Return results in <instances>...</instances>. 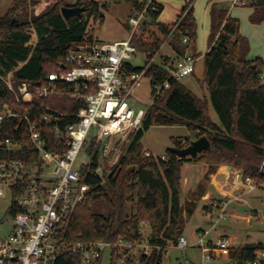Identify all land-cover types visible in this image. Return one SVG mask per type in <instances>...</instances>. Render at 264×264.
I'll use <instances>...</instances> for the list:
<instances>
[{
	"label": "trees",
	"instance_id": "trees-1",
	"mask_svg": "<svg viewBox=\"0 0 264 264\" xmlns=\"http://www.w3.org/2000/svg\"><path fill=\"white\" fill-rule=\"evenodd\" d=\"M193 1L184 0L172 23L157 21L162 10L159 6L158 11L149 12L144 28L132 34L131 43L136 52L146 54L147 60L143 66L128 63L127 67L133 71L145 68L151 95L152 86L168 78L166 64L182 56L186 49H190L194 57L198 55L195 52L197 24ZM26 6L27 0H14L10 11L0 16V105L6 103L16 111L27 108L31 117L44 111L41 104L74 114L83 106V100L68 94H56L46 98L35 97L40 106L18 104L2 78L9 73L14 85L26 83L35 93L46 83L47 75L63 69L69 49L85 38L93 39L88 24L91 18L103 17L101 8L104 4L97 0H75L63 4L57 0L40 13L32 14L29 19L16 17L13 20L10 12H17L19 7ZM61 6H81L85 14L65 19ZM253 7L250 22L264 23V4L259 5L255 0ZM209 17L208 50L203 55L202 79L197 80L206 87L208 98L199 97L181 80L168 78V86L155 95L142 128L111 171L103 166L102 176L95 172L100 162L98 151L93 152L90 161L79 169L80 183L88 184L90 188L57 232L63 244L115 241L119 238L139 240L143 237L141 225L144 224L149 229V242L160 245L161 249L156 259L154 249L151 258H140L138 264H161L163 249L175 244L184 229L180 206L181 169L184 162L193 160L189 157L179 159L169 149L164 153L165 160L158 156H145L140 138L143 130L154 121L163 125L185 124L196 137L206 136L210 146L197 155V162L229 164L240 170L243 178L251 177L257 188L264 189V81L260 78L264 73V60L260 57L248 59V40L239 32L238 19L230 16L226 9L212 5ZM183 38H186L185 43ZM168 39L175 58L161 56V63L153 62L152 57ZM210 107L217 116V122L209 116ZM76 121L74 115H69L63 122ZM10 123L6 121L0 128V138L13 134L5 128ZM45 138L46 148L53 151L63 149L51 131ZM189 142L190 139L185 137L180 141L174 140L173 146L184 147ZM92 145L87 149L89 152ZM108 189L118 196L116 211L108 215L95 212L92 204L100 198L114 203L113 198L107 195ZM127 203L134 208L131 213L126 211ZM260 245L258 242L232 247L222 250V254L237 259L241 264ZM220 252L211 250L210 255L214 257ZM110 262L114 264V256ZM54 264L81 262L78 255L67 253L60 255Z\"/></svg>",
	"mask_w": 264,
	"mask_h": 264
},
{
	"label": "built area",
	"instance_id": "built-area-1",
	"mask_svg": "<svg viewBox=\"0 0 264 264\" xmlns=\"http://www.w3.org/2000/svg\"><path fill=\"white\" fill-rule=\"evenodd\" d=\"M244 0H232L231 5H244ZM158 0L132 2L127 24L128 35L123 40L98 42L83 39L69 49L62 70L50 73L46 83L33 93L26 83L14 85L9 73L3 77L8 90L18 104L40 106L36 98L68 94L84 104L74 114L60 112L47 105L44 111L31 117L29 110L16 111L6 103L0 105V128L11 131L0 138V229L9 223L8 232H0V264H54L62 254H75L81 264H100L105 248L110 250L114 264H138L140 258L149 259L158 244L119 238L115 241H77L63 244L57 237L60 225L69 218L75 207L84 199L89 185L80 183V166L77 158L87 137L97 147L103 138H114V143L134 135L142 128L147 109L155 95L168 86V78L182 80L194 72L192 52L171 60L165 65L168 78L152 86L153 94L148 107H137L136 90L145 78V68L133 71L127 67L136 53L131 43L132 34L142 30L149 20V12L158 11ZM186 38H183V43ZM264 81V73L261 74ZM69 85V87H67ZM74 115V123L63 122ZM47 128V129H46ZM63 145L56 151L46 148L47 133ZM93 152L89 154V161ZM145 156L152 154L147 150ZM161 160L166 155L158 156ZM88 161V162H89ZM95 172L102 176V167ZM237 177H242L240 170ZM248 190L257 188L249 176L243 178ZM230 199L215 202L206 211L208 226L193 232L192 239L181 233L174 246L179 249L198 247L205 250V264L210 251L232 248V239L225 234L211 236L218 225L227 219ZM264 216V209L260 210ZM8 214L6 221L2 216ZM114 251V255L111 252ZM241 264H264V243Z\"/></svg>",
	"mask_w": 264,
	"mask_h": 264
},
{
	"label": "rangeland",
	"instance_id": "rangeland-1",
	"mask_svg": "<svg viewBox=\"0 0 264 264\" xmlns=\"http://www.w3.org/2000/svg\"><path fill=\"white\" fill-rule=\"evenodd\" d=\"M57 0H27L26 7H19L18 11L10 12V16L14 20L16 17L19 19L30 18L32 14H38L43 11L46 7L56 2ZM60 3H73L75 0H58ZM100 4H104L101 8L103 17H98L97 19L91 18L88 24V31L92 34V38L98 42H113L118 40H123L128 35L129 26L127 24V18L129 15L130 2L128 0H97ZM164 1V0H163ZM209 0H194L193 8L194 14L197 20V36L195 45L198 50L205 52L207 46V33L209 17L207 13V2ZM226 1V0H224ZM244 5H234L226 2V6L231 5V12L233 16L237 17L240 23L239 32L245 35L249 41L250 50L252 52H260L264 54V33L261 31V24H254L249 22L248 13L251 11L253 3L252 0H244ZM184 0H165L164 9L160 14V20L165 23L173 20L176 10L183 4ZM14 0H0V16L7 14L13 7ZM85 14V11L82 12ZM174 35V34H172ZM171 39V36H170ZM169 39L164 42L158 52L152 57V61L155 63L161 62V56L170 52ZM147 60V56L144 53L136 52L130 62L133 66H143ZM203 69V58L197 60L195 66V75L200 77ZM191 91L195 94L200 95V87L195 77L187 76L181 80ZM151 100V88L149 80L145 77L142 80L141 86L136 90L135 93V103L137 107H148ZM211 115L217 119V116L212 108ZM188 137L190 140L196 138L194 133L190 131L185 124H174V125H163L154 121L151 126L144 129L142 136L140 138V144L144 150H148L153 156H160L166 152V150L173 146L174 140H182ZM109 138H103L101 143L94 147L92 145L91 152L98 151L100 154L99 162L102 167H106L108 171L119 162L120 158L126 154L127 148L132 140V137L123 139L122 142H117L113 147L106 145ZM120 143H122V148L116 150ZM90 144H93V139L89 136L80 152L76 165L87 164L89 161V152L87 149ZM112 144V143H111ZM116 150V151H114ZM119 152V153H118ZM107 195L113 198V204L104 198L96 200L92 204V209L95 212L108 215L114 210L116 211L118 205V196L113 194L111 189L107 190ZM258 197L254 201V204L260 209H264V189L257 188L255 192ZM230 206L227 209V219L220 223L215 231L212 232L211 236H215L216 233L225 234L230 238L235 240L236 245H241L250 242H264V216H262L259 210L256 217H253L249 222L246 221L245 216L250 213L249 209L242 210L239 214L241 216L238 220L229 215ZM126 211L131 213L134 208L131 207L130 203L126 205ZM1 215V214H0ZM1 217V216H0ZM4 219H8V214H3ZM200 226L204 228L208 226V222L205 219L200 218L199 213L189 217L185 221L184 229L182 233L192 239L193 232L195 228ZM9 223L0 229V232H8ZM141 231L143 237L140 243H143L145 238L148 237L149 229L146 225H141ZM138 241V240H135ZM219 254L212 257L210 256L205 264H238V260L234 258H229L222 254V250ZM203 254H207L205 250H201L198 247H187L184 249H179L174 246H167L162 251L161 264H201L203 261ZM100 264H111L110 262V250L105 248L102 253V258Z\"/></svg>",
	"mask_w": 264,
	"mask_h": 264
},
{
	"label": "crops",
	"instance_id": "crops-1",
	"mask_svg": "<svg viewBox=\"0 0 264 264\" xmlns=\"http://www.w3.org/2000/svg\"><path fill=\"white\" fill-rule=\"evenodd\" d=\"M128 1L130 2V8H131L133 1H130V0H128ZM164 1L158 0L160 6L162 8L161 12L163 11L164 6H165ZM253 1L254 0H252V3H253ZM223 2L224 3H226V2L232 3V0H226V1H224V0H209L207 2L208 17H209V9L212 5H215L216 7H219V8L226 9L227 13L230 16L235 17V16H233V14L231 12V8H230L231 5L229 4V6H226ZM180 7L176 10L173 20H171L169 22H165V23H172L175 21L177 15L179 13ZM253 10H254V7L252 6L251 11L247 15L248 20H249V16L253 12ZM129 11H130V9H129ZM161 12H160V14H161ZM193 13H194V8H193ZM160 14L157 17V21L163 23L159 19ZM194 17H195V14H194ZM235 18H237V17H235ZM195 20H196V17H195ZM249 22H250V20H249ZM196 24H197V20H196ZM258 24H261L260 29L262 30L261 32L264 33V23H258ZM209 26H210V17H209V24H208V32H209ZM239 26H240V23H239ZM241 35L246 37L243 34H241ZM207 36H208V33H207ZM182 42H183V39H182ZM248 44H249V41H248ZM169 49H170V52L166 53L164 56H170V57L175 58V52L172 50L171 45H169ZM207 50H208V46H206V51ZM189 51L192 52L190 49H186L184 51V53H187ZM195 52L198 53V55L195 57L196 58L195 59V66H196L197 60L202 59L205 52L198 50L196 45H195ZM256 57H260L262 60H264V54H262L260 52H252L250 50V46H249L248 59H254ZM202 71H203V69H202ZM189 76L195 77L196 81L198 79L199 80L202 79V74L200 77H197V75H195V67H194V72L192 74H190ZM197 83L199 84L198 81H197ZM199 87H200V95L201 96H199V95L198 96L201 98H208V92H207L206 87L201 86L200 84H199ZM209 116L214 122L218 121L216 118H214L211 115L210 109H209ZM114 140H115L114 138H109L108 141L106 142V145H108L109 147H113V145L117 143V142L114 143L113 142ZM120 142H122V140ZM121 144L122 143H120L119 147L116 150H118V149L120 150V148H122ZM116 150H114V151H116ZM99 159H100V154H99ZM100 166L102 167V164H100ZM236 171H237V169L233 168L229 164H211V163H207V162H197V161H191V162L186 161L183 163L182 169H181V183H180V185H181L180 206L182 208L181 215H182V218L184 220V224H185V221L187 219H189V217H192L196 213L197 214L199 213L200 218L201 219L203 218L204 222H205V219L207 221L206 211L208 209H210L215 202H217L221 199H230L229 215H233V217L237 220L241 217V216H239L238 213H240L242 210H245V209H249V211H250V213L245 216L246 221L249 222L253 217L257 216L259 210H262V209L258 208L257 205L254 204V201L258 197V195L255 193L257 191V188L252 189V190H248L247 185L243 181V177H237L235 175ZM198 228H200V226L195 228V230ZM217 234H219V233H216L215 235H217ZM231 239L233 241V244H232L233 247H241V246H244L246 244H254V243H258V242L264 243V242L256 241V242H250V243H244L241 245H236L235 240H233V238H231Z\"/></svg>",
	"mask_w": 264,
	"mask_h": 264
},
{
	"label": "water",
	"instance_id": "water-1",
	"mask_svg": "<svg viewBox=\"0 0 264 264\" xmlns=\"http://www.w3.org/2000/svg\"><path fill=\"white\" fill-rule=\"evenodd\" d=\"M256 3L261 5L264 4V0H256ZM60 11L65 19L73 16H77L84 12V7L81 6H61ZM210 146L209 140L206 136L202 135L190 140L189 144L184 147L171 146L168 149L175 153L179 159L182 157H189L193 161H196L197 155L203 150H206Z\"/></svg>",
	"mask_w": 264,
	"mask_h": 264
}]
</instances>
